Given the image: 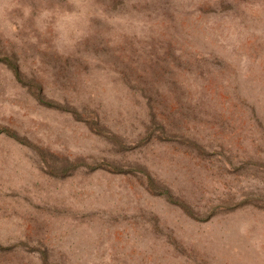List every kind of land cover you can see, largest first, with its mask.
I'll return each instance as SVG.
<instances>
[{
  "label": "rangeland",
  "instance_id": "obj_1",
  "mask_svg": "<svg viewBox=\"0 0 264 264\" xmlns=\"http://www.w3.org/2000/svg\"><path fill=\"white\" fill-rule=\"evenodd\" d=\"M0 264H264V0H0Z\"/></svg>",
  "mask_w": 264,
  "mask_h": 264
}]
</instances>
